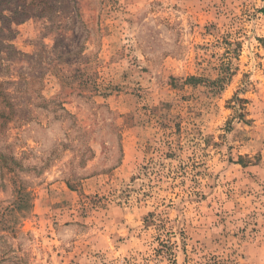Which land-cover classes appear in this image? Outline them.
<instances>
[{"label":"rangeland","instance_id":"rangeland-1","mask_svg":"<svg viewBox=\"0 0 264 264\" xmlns=\"http://www.w3.org/2000/svg\"><path fill=\"white\" fill-rule=\"evenodd\" d=\"M0 21V264H264V0H48Z\"/></svg>","mask_w":264,"mask_h":264},{"label":"trees","instance_id":"trees-1","mask_svg":"<svg viewBox=\"0 0 264 264\" xmlns=\"http://www.w3.org/2000/svg\"><path fill=\"white\" fill-rule=\"evenodd\" d=\"M48 0H0V21L3 29L12 32L10 24L20 23L34 13H44Z\"/></svg>","mask_w":264,"mask_h":264}]
</instances>
